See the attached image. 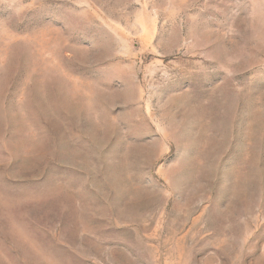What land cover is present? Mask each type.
Returning <instances> with one entry per match:
<instances>
[{"label": "rangeland", "instance_id": "rangeland-1", "mask_svg": "<svg viewBox=\"0 0 264 264\" xmlns=\"http://www.w3.org/2000/svg\"><path fill=\"white\" fill-rule=\"evenodd\" d=\"M0 264H264V0H0Z\"/></svg>", "mask_w": 264, "mask_h": 264}]
</instances>
